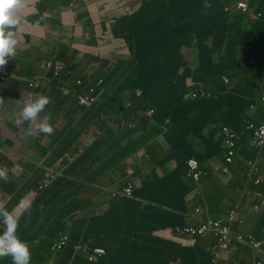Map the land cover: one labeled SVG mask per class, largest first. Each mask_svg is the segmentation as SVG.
I'll use <instances>...</instances> for the list:
<instances>
[{
	"label": "crops",
	"instance_id": "1",
	"mask_svg": "<svg viewBox=\"0 0 264 264\" xmlns=\"http://www.w3.org/2000/svg\"><path fill=\"white\" fill-rule=\"evenodd\" d=\"M143 1L22 0V4L14 10L15 17L20 21L18 28L14 29L19 41L17 52H22L19 57L27 55L30 58L32 53L39 51L59 53L63 48L60 42L63 39L64 43L82 54H90L113 64H130L131 55L124 40L99 38L104 27L113 26L115 21L136 14ZM146 15L147 11L144 10V16ZM71 29L76 30V37L70 33L67 37H59ZM249 42L250 38L247 36V44ZM245 56L249 55L242 54L237 59L244 60ZM236 62L235 65L233 61H226V77L232 83V94L257 100L262 95L261 85L258 78H252V75L249 77V61ZM88 68L89 72L93 73L97 65ZM239 76L248 77L246 86H237ZM116 90L117 88H114L112 93L105 90L103 99L113 97ZM19 102L16 103L14 114L22 110L20 106H23L24 101ZM261 107L259 104V110ZM83 114L78 112L73 117V123L78 124L79 129L87 126L84 119L81 120ZM18 122L16 128L8 127L3 119L0 122V168L8 170L6 178L0 179V209H6L18 218L17 236L29 246L30 264H132L113 262L108 253L105 258L93 263L86 259L85 251L75 253L74 250L72 252L66 248L59 253H48V242L53 245L49 236L54 237L57 234L61 217L72 208L79 211L70 215L66 230L71 239L86 251L102 248L107 252L102 245L92 246L97 235L112 227L119 217L131 215L142 229L140 237L131 240L138 245L140 243L148 246L143 250L146 259L140 264H210L207 259H210L215 248V241L211 236L205 239L177 237L173 228L199 224L203 215H195V210L211 217L218 216L217 210H223L222 217H225L234 208L239 188L230 187L228 180L221 177L218 171L221 167L220 160L211 162V171L204 168L207 171L202 170L205 177L195 183L186 177H180L179 174L163 172V160L156 156L158 169L155 174L159 186L154 185V191H145V187L141 188V179L135 178L137 166L144 161V149L146 145L151 144L150 140L146 143L145 137L138 140L136 136L130 140L127 133L124 140L109 138L106 131L98 132V125L94 123L89 128V133L84 132L79 138L70 140L54 135L40 138L35 124L24 129L21 124L17 126ZM68 124L69 120L65 114H61L56 128L61 130ZM247 137L245 133L239 142V151L243 157L250 155ZM156 142L160 143L161 137L157 138ZM62 145L69 147L64 149L67 162L61 161L58 166L46 171V176L54 174V180L48 184V189L51 190V206L47 207L48 210L42 218L37 219L36 216L27 220L24 218L26 207L34 208L37 200L23 202L26 197L20 196L24 189L21 179L26 173L25 163L41 167L51 153L61 150ZM142 145L144 149L138 153V147ZM42 148L46 150V157L41 153ZM62 165H66L64 173L61 170ZM261 167L264 172V155ZM146 173L147 171H144V177ZM147 176L151 179L149 172ZM59 178L74 184V187H62ZM1 182L4 183L3 186ZM125 183H133L136 188L133 198L120 196ZM153 192L155 194L149 201L141 197ZM262 193L264 197V189ZM138 194L141 196L138 197ZM243 202L235 231L263 238L264 206L259 214H255L251 211L252 195ZM137 204L142 205L144 212H138ZM1 226L5 228L3 222ZM122 247L130 251L128 243H124ZM119 256L124 258L127 255L119 253ZM253 260L249 248L236 245L219 264H251ZM0 264H12L11 257L0 258Z\"/></svg>",
	"mask_w": 264,
	"mask_h": 264
},
{
	"label": "trees",
	"instance_id": "2",
	"mask_svg": "<svg viewBox=\"0 0 264 264\" xmlns=\"http://www.w3.org/2000/svg\"><path fill=\"white\" fill-rule=\"evenodd\" d=\"M205 3L211 7L205 9ZM227 7L225 2L219 0H144L136 14L115 21L113 26L104 27L99 39L124 40L132 60L130 64L127 62L113 64L91 55L84 57L82 62H96L100 65L99 71H104L106 84L118 85L119 78L123 77L124 82L118 88L121 89L120 94L111 100L108 107L88 110L83 118L98 120L106 115L105 110L109 109L118 119L117 124L124 125L123 131L146 134L152 125L145 113L153 109L151 122L154 125H161V135L166 149L163 150L159 144L153 143L145 152L148 157L144 163L146 169L156 171L158 162L154 158L161 156L166 160L168 171L184 176L186 161L195 157L199 162L202 161L201 164L207 171H211L207 166L211 161L221 159L223 153L221 143L217 140L220 126L233 127L235 124L227 120L231 113L229 111L237 108V112L243 114L246 104L244 99L233 97L231 90L224 84L222 77L226 74L218 80V77L215 78L217 67L214 62L236 61L238 56L245 54V48L248 46L242 39L243 34L248 36L255 27H260L264 31L262 22L249 23L234 5L226 10ZM252 7L264 16V0H252ZM144 10L147 11L146 16ZM250 48L252 54L250 53V59L246 58V61H264L261 57L264 44L258 48L257 43H251ZM76 58L77 52H70L67 49H62L59 53H47L48 61L64 64L67 68L60 79L51 78L48 83L51 87L47 95L51 98V103L46 106L50 115L49 122L56 123L60 120L61 114H65L69 124L61 130L58 129L57 134L64 135L69 131L65 138L70 140L79 138L81 130L78 124L73 123V117L79 109L77 96L64 97L61 89L74 81L76 72L83 66V63L76 62ZM13 59L18 61L17 63L23 62L19 56ZM10 63L11 60L8 64ZM259 67L260 65H256L255 69L249 70V77L252 75V78H257L260 73L257 69ZM261 69L264 74V62ZM247 79L248 77L244 78L243 83L247 84ZM84 80L85 86L87 80ZM210 80L215 83L214 86L209 83ZM210 87L217 98L193 101H185L183 98L188 92L209 91ZM136 90L143 91L142 98L135 96ZM27 91L25 88L24 92ZM82 93L84 89L77 88V94ZM166 120L168 124H165ZM130 123L136 126L131 131L128 130ZM236 123L241 124L242 118L236 120ZM86 131H89L88 126ZM67 148L69 147L62 145L60 151ZM46 155L47 153L44 157ZM42 166L25 163L26 173L21 179L24 189L20 196L37 200L34 208H26L24 218L27 220L36 216L37 219L42 218L43 210L51 206L49 199L51 190L48 189L50 178L46 176ZM48 166L51 168L55 164L50 163ZM58 181L64 188L74 187V184L64 178H59ZM240 181L241 176L231 171L230 185L236 186ZM3 185L1 182V186ZM154 185L159 186V183L151 178L145 186V191H154ZM154 194V192L143 196L138 194V197L149 201ZM137 209L138 212H144L141 204H137ZM1 224L2 219L0 234L5 231ZM180 226L184 227L182 225L175 227ZM141 230L131 215H123L115 220L112 227L100 232L92 246L102 245L113 262L140 264L146 259L143 250L148 246L140 243L138 245L131 239H138ZM55 237L56 235L49 236L52 243ZM124 243L129 244L130 251L122 247ZM75 244L77 243L71 239L67 249L73 252L72 247ZM51 247L48 242V253H51ZM119 253L127 256L122 258ZM207 261L211 263L210 259Z\"/></svg>",
	"mask_w": 264,
	"mask_h": 264
},
{
	"label": "clouds",
	"instance_id": "3",
	"mask_svg": "<svg viewBox=\"0 0 264 264\" xmlns=\"http://www.w3.org/2000/svg\"><path fill=\"white\" fill-rule=\"evenodd\" d=\"M221 2H225L226 10L229 6L234 5L236 9L240 11V14L243 17H246V20L249 23L262 22L264 24V16L260 11L255 10L252 7V0H219ZM240 3L245 5V8L239 6ZM22 4V0H0V68H3L7 73V77L4 80H0V104H3V100L7 102L20 103L19 100H23V106L21 112H16L14 116H21L24 121H28L35 124L38 130V137L45 138L49 136H60L66 139V134L58 135L56 123L50 124V115L46 110V106L51 103V98L47 95L51 91V87L49 86V82L51 78L58 80L63 74L67 71V68L64 64H54L51 61L47 60V53L44 52H34L31 57L28 58L27 55L20 57V61H15L13 58L15 56H19L22 52H17L19 47V41L16 38V31L14 29L18 28L20 21L15 17L14 10ZM211 5L208 3L204 4V8L208 9ZM260 27H255L252 32L248 34L250 38V42L247 44L248 46L245 48V54L247 53L249 56H245L244 60L242 58L237 59L236 61H246V58L250 59L251 43H257L258 48L264 44V31ZM71 34V36L76 37L77 33L75 29H71L68 32L63 33V36L59 37H67V34ZM242 39L247 43V35L243 34ZM63 46L62 49H67L70 52H77V63H83V66L79 68V70L75 74V78L73 82L67 83L65 87L61 89V92L64 97H71L73 95L77 96V108L78 112L84 113L82 116L83 120L85 114L88 110L91 109H99L101 107H108L110 105L111 100L120 94L121 89H118L124 82V77L119 79L118 85L106 84V79L104 76V71H99L100 65L96 62H82L84 57L90 54H82L78 50H74L71 46L64 43L63 39L60 41ZM257 48V49H258ZM61 51V50H60ZM250 51V52H249ZM52 52V51H51ZM48 52V53H51ZM55 53V52H53ZM251 53V54H250ZM256 54V53H255ZM92 56V55H91ZM94 57V56H93ZM261 57L264 58V51L261 52ZM97 58V57H96ZM229 58V57H228ZM11 63L8 64V62ZM132 60V58H131ZM218 60V58H216ZM230 61V60H228ZM236 61L233 63L236 65ZM264 61H249V65L247 67L248 71L255 69L256 65H260L259 69L260 73L258 75V80L261 85L262 95L258 97L257 100L244 98L237 94H233V97L240 99H244L246 104L244 106V113L237 112V108L232 109L231 113H229L227 120H231V123L235 124L233 127L227 125H221L218 134L217 140L220 141L221 147H224L226 150L223 151L221 155V167L219 168V172L222 178L228 180L231 179V171L235 172L239 176H241V181L238 185L232 186L229 183V186L232 188L238 187V195L237 197L240 199L241 203H244L247 198L252 195L253 204L251 211L255 214H259L261 212L262 207L264 206V197L262 190L264 189V172L261 167L262 155H264V74L261 69ZM218 64L220 62H214ZM91 65H97L96 70L88 74L83 68H87ZM249 73V72H248ZM70 74V73H69ZM1 78V75H0ZM3 78V76H2ZM87 80L86 85L84 86L85 80ZM222 81L224 84L230 89L232 87V83L230 80L224 76L222 77ZM244 77L238 78L237 86L244 87L247 84L243 83ZM20 83H23V88L20 89ZM211 83V81L209 82ZM84 86V87H83ZM27 88L28 91L24 92V89ZM77 88L84 89V93L77 94ZM114 88H117L113 97H110L106 100L103 99V94L106 91L112 93ZM211 88V87H210ZM193 91L184 94L183 98L185 101H193V100H212L217 98L216 95L213 94L212 91ZM253 92V91H252ZM16 95V96H13ZM144 95L143 91L136 90L135 96L137 98H142ZM198 96H203V98H199ZM262 105V107L258 108V105ZM10 104H7L3 107V114L5 115L9 111ZM259 111V112H258ZM106 115H103L100 119H84V122H88L87 126L90 128L94 123L98 125V132L101 130L106 131L107 136L109 138L113 137L115 139L124 140L126 134L130 135V140L137 136L138 140H142L144 137L146 138V143L150 140L151 144L146 145L144 149V145L138 147V153L144 149L146 152L153 143H157L160 145L161 149L165 150L166 147L163 142V138L161 135L162 127L161 125H154L151 122V118L154 115V110L150 109L146 111L145 116L150 120V124L152 125L146 134L143 133H133V132H125L123 131L124 125L120 126L117 124L118 119L114 116L113 113L106 109ZM247 112L251 114H246ZM1 114V113H0ZM42 114V115H41ZM75 114V115H76ZM4 115H0V122L2 121V117ZM112 116L114 118H112ZM240 117L242 118V123H236V120L239 121ZM263 122V123H261ZM23 126V122L21 123ZM165 124H168V121H165ZM86 125L82 126L80 129V135L86 131ZM136 128L135 124H128V130H133ZM89 133V131H88ZM247 134L248 146H250V155L242 156V153L239 151V142L242 135ZM124 136V137H123ZM80 137V136H79ZM132 137V138H131ZM161 137V142H156V139ZM71 147V146H70ZM144 152L143 159L137 169L135 170V178L141 179V188H144L149 181L151 180L147 173L149 172L152 179L157 178L155 171L146 169V165L144 164L146 161V154ZM41 153L43 156L46 153V150L42 148ZM121 154H125L121 152ZM66 151H55L51 153V157H48L47 160L43 163L42 168L47 171L53 167H49L48 164H58L62 162H67ZM161 157V156H160ZM156 161V158H154ZM163 160V166L161 170L168 174L166 160L161 157ZM199 159V158H198ZM218 160V159H217ZM158 162V161H157ZM200 162L192 157L188 159L185 163V172L184 176L179 175L180 177H186L189 180L198 183L205 177L204 166ZM54 166V167H55ZM208 167V166H207ZM158 169V165H157ZM61 170L63 173L66 170V165L61 166ZM204 172H203V171ZM212 170V169H211ZM7 169L0 168V179H5L7 176ZM144 171H147L144 177ZM47 173V172H46ZM172 173V172H171ZM174 174V173H172ZM53 175H49L48 177L54 180ZM149 179V181H148ZM148 181V182H147ZM51 182V181H50ZM49 182V183H50ZM48 183V184H49ZM139 188V189H141ZM135 190L133 183H125L122 187L120 196L124 198H133L135 195ZM255 190V191H252ZM48 208L46 207L43 210V216L47 212ZM77 209H70L64 216L61 217L60 227L56 234L55 240L53 241V245L51 247L52 253H59L66 248H68L71 244L70 234L67 232V225L70 220V215L78 212ZM241 208L238 206H234V208L228 212L225 217L223 210H217L218 216H209L208 214H202L200 210H195V215L202 216L203 219L199 220V224L195 226H184V227H175L173 228V233L177 237L188 238L191 239L189 235H180L177 230L182 229H194L201 230L202 237H196L194 239H205L211 236L215 241V248L221 250L223 257H219L216 254L211 253L210 255V264H219L225 256L234 250L235 245H241L249 248L252 252L254 260L251 264L261 263L264 264V236L263 238H257L254 235H243L237 233L235 231V225L238 222V218L240 215ZM210 214V212H209ZM263 217V215L261 216ZM0 219L5 226V231L0 234V258L11 257L12 264H30L31 253L29 250V246L27 243L20 240L17 236L18 229V218L15 217L11 212L6 209H0ZM216 222H221V224L230 229L232 243L228 248L222 249L220 247V243L218 239L221 238V234L217 232L215 227L213 226ZM207 231L211 233V235L207 234ZM228 233V234H229ZM241 237L242 241L239 242L238 238ZM254 244H260L261 252H259ZM72 249L74 252L85 251L86 259L93 263L96 262L100 258H105L107 252L102 248H95L90 251H86L85 248L81 245H73ZM96 250H104L105 255L98 256L95 254ZM93 257L91 260L90 258Z\"/></svg>",
	"mask_w": 264,
	"mask_h": 264
},
{
	"label": "rangeland",
	"instance_id": "4",
	"mask_svg": "<svg viewBox=\"0 0 264 264\" xmlns=\"http://www.w3.org/2000/svg\"><path fill=\"white\" fill-rule=\"evenodd\" d=\"M231 1H233V0H231ZM217 56H215V58H216ZM216 67H217V72H216V74H215V78L216 77H218L217 78V80L220 78V77H222V75H225L226 74V76H228V71H227V68H226V61L225 62H220V63H218V64H216ZM83 70L86 72H88L89 74H91V72H89V68L87 67V68H83ZM211 81V80H210ZM211 84L213 85V84H215V83H212L211 82ZM214 86V85H213ZM20 89H22L23 88V83H20ZM210 91H214L213 90V88L211 87L210 88ZM7 104H10L11 105V109L4 115L3 114V107L4 106H6ZM15 107H16V103H10V102H7L6 100H3V104H0V115H4L3 116V122L9 127H12V126H14L15 128H16V124H17V122H18V125L17 126H19L20 125V122L22 123H24L23 124V126H24V129H26V128H28V126H30V125H32L33 123H31L30 122V124H29V122L28 121H24L22 118H21V116L19 115V116H17V117H14L13 116V114H14V109H15ZM42 115V114H41ZM248 149L250 150L251 148H250V146H248ZM223 151H225V149L223 148ZM212 162V161H211ZM211 162H210V164L208 165V167L209 168H211ZM50 181H52V179H50ZM27 200H29L28 198H25V199H23V202H27ZM242 203H241V201H240V199L238 198V199H236V201H235V205L236 206H238L239 208H242L243 207V205H241ZM26 207V206H25ZM27 208V207H26ZM235 247H236V245H235Z\"/></svg>",
	"mask_w": 264,
	"mask_h": 264
},
{
	"label": "built area",
	"instance_id": "5",
	"mask_svg": "<svg viewBox=\"0 0 264 264\" xmlns=\"http://www.w3.org/2000/svg\"><path fill=\"white\" fill-rule=\"evenodd\" d=\"M239 6H241L242 8H245V5L243 3H240ZM0 75H1L0 80H4V78L7 77V73L4 71L3 68H0ZM2 76H3V78H2ZM213 226L215 227L217 232L219 234H221V238L218 239V242L220 243V247L222 249L228 248L231 245V243H232L231 233H229L230 229L224 227L221 224V222H216ZM177 232L180 235L193 236L195 234H199L200 235L202 231L201 230L197 231V230H194V229H182V230L178 229ZM239 240H242V238L239 237L238 241ZM254 246L259 252H261L260 244H254ZM95 254L98 255V256H103V255H105V251L104 250H96ZM90 259L92 260L93 257H91ZM258 264H261V263H258Z\"/></svg>",
	"mask_w": 264,
	"mask_h": 264
},
{
	"label": "bare ground",
	"instance_id": "6",
	"mask_svg": "<svg viewBox=\"0 0 264 264\" xmlns=\"http://www.w3.org/2000/svg\"><path fill=\"white\" fill-rule=\"evenodd\" d=\"M199 98H203V96H198ZM223 148L224 147H221V149H222V151H223ZM225 149V148H224ZM226 150V149H225ZM207 234L208 235H211V233L209 232V231H207ZM203 235H199V234H195V235H193V236H191V239H194V238H196V237H202ZM242 240H239V242H241ZM213 254H216L217 256H219V257H222V252H221V250H219V249H214L213 250Z\"/></svg>",
	"mask_w": 264,
	"mask_h": 264
}]
</instances>
